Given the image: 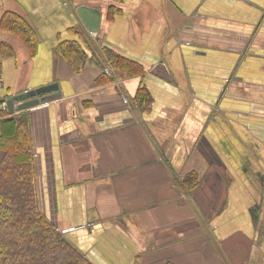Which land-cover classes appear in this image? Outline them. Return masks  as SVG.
<instances>
[{"label":"crops","instance_id":"obj_1","mask_svg":"<svg viewBox=\"0 0 264 264\" xmlns=\"http://www.w3.org/2000/svg\"><path fill=\"white\" fill-rule=\"evenodd\" d=\"M7 10L39 42L30 55L0 28L14 50L0 94L57 84L23 110L37 201L92 264H264V0H0ZM90 33L138 72L104 75L89 47L75 71L56 45Z\"/></svg>","mask_w":264,"mask_h":264},{"label":"trees","instance_id":"obj_2","mask_svg":"<svg viewBox=\"0 0 264 264\" xmlns=\"http://www.w3.org/2000/svg\"><path fill=\"white\" fill-rule=\"evenodd\" d=\"M0 28L19 37L30 55L36 53L37 32L21 14L5 11L0 17ZM83 41L65 39L56 45L75 71L86 60L85 48L91 49L87 39ZM103 51L104 60L118 74L125 77L138 72L137 68L125 72L127 59L106 46ZM0 54L11 56L14 50L2 41ZM2 110L6 112L5 108ZM0 148V264H92L39 209L28 118L23 110L0 118ZM187 177L190 184L185 188L190 189L196 175L190 173Z\"/></svg>","mask_w":264,"mask_h":264},{"label":"water","instance_id":"obj_3","mask_svg":"<svg viewBox=\"0 0 264 264\" xmlns=\"http://www.w3.org/2000/svg\"><path fill=\"white\" fill-rule=\"evenodd\" d=\"M91 29L92 28H90V30ZM56 87H57L56 83H51L48 85H42V86L36 87L34 89H28L18 94L9 96L6 99V109L10 114H12L17 111L24 110L30 106H34L42 101H46L49 96L38 97L36 95L45 93L52 89H56Z\"/></svg>","mask_w":264,"mask_h":264},{"label":"built area","instance_id":"obj_4","mask_svg":"<svg viewBox=\"0 0 264 264\" xmlns=\"http://www.w3.org/2000/svg\"><path fill=\"white\" fill-rule=\"evenodd\" d=\"M86 38H87V41L91 49L95 53V56H94L95 63L98 65L101 72L104 73L105 75H110V76H113L114 74L116 75V73L118 74L117 70L104 60L105 54L103 51V45L96 40L95 36L92 33H90L86 35ZM1 86H2V78L0 76V87ZM122 97L125 103L130 104V98H128V96H126L125 94H122ZM134 102H137V101L134 100ZM0 107L2 108L6 107V97L1 94H0Z\"/></svg>","mask_w":264,"mask_h":264},{"label":"rangeland","instance_id":"obj_5","mask_svg":"<svg viewBox=\"0 0 264 264\" xmlns=\"http://www.w3.org/2000/svg\"><path fill=\"white\" fill-rule=\"evenodd\" d=\"M19 39V38H18ZM20 43L21 40L19 39ZM1 76V75H0ZM2 78V77H1ZM3 83V82H2ZM8 97H6L7 99ZM137 102H134L135 105H138V100H136ZM185 188V187H184ZM192 216L195 217V221H196V227H195V230H201V222L203 223V226H204V229H206V231L208 232L209 235H212L213 234V228L210 227V224H209V220H208V217H204L203 215L201 216L198 212V208L195 207V205H192ZM201 221V222H200ZM92 222H87V223H84L83 225L81 226H92ZM72 228V227H71ZM62 234L64 233V231H69L68 228H63L62 230H59Z\"/></svg>","mask_w":264,"mask_h":264}]
</instances>
